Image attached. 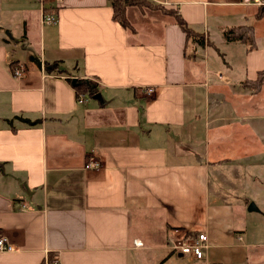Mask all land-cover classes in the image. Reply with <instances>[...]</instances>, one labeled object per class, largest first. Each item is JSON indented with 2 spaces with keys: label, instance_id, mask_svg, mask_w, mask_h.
I'll return each instance as SVG.
<instances>
[{
  "label": "crops",
  "instance_id": "crops-1",
  "mask_svg": "<svg viewBox=\"0 0 264 264\" xmlns=\"http://www.w3.org/2000/svg\"><path fill=\"white\" fill-rule=\"evenodd\" d=\"M20 1L0 0V233L15 247L0 264H264V222L249 216L264 212L249 211L248 194L264 187V109L237 107L257 97L242 82L264 69L261 7L149 0L197 40L135 7L127 31L109 0ZM50 13L57 24L43 25ZM243 25L254 50L224 38ZM81 79L101 100L79 103ZM93 153L103 166L87 169ZM200 233L204 260L169 248Z\"/></svg>",
  "mask_w": 264,
  "mask_h": 264
},
{
  "label": "trees",
  "instance_id": "trees-1",
  "mask_svg": "<svg viewBox=\"0 0 264 264\" xmlns=\"http://www.w3.org/2000/svg\"><path fill=\"white\" fill-rule=\"evenodd\" d=\"M114 11L113 19L118 22L127 31L134 32L133 26L127 18V11L129 8L137 7L139 10L144 11L145 9H150L151 11L160 12L165 16L173 17L182 31L186 34L187 38H197L200 34L195 33L187 22L178 14L176 9L165 8L160 4H153L149 0H109ZM264 16V8H260L257 15L258 19ZM224 38L227 42H236L248 47V49L254 50L256 48V37L255 29L253 26L243 25L238 27H233L224 31ZM199 38H197L198 40ZM50 73L65 74V70L59 69L58 63L47 64ZM15 76V75H14ZM92 80H77L73 86L76 91V96H87L89 98H94L99 94V85L97 82H91ZM264 86V69L257 73V77L253 80L246 79L242 82V87L248 90L250 93L258 94L261 92ZM26 123L30 125H36L35 122H29L25 120ZM53 259V258H52Z\"/></svg>",
  "mask_w": 264,
  "mask_h": 264
},
{
  "label": "built area",
  "instance_id": "built-area-1",
  "mask_svg": "<svg viewBox=\"0 0 264 264\" xmlns=\"http://www.w3.org/2000/svg\"><path fill=\"white\" fill-rule=\"evenodd\" d=\"M50 0H41V3L43 6L45 3L49 2ZM247 3H250L252 1V4L254 5H262L264 4V0H245ZM44 20L46 24H56L57 18L54 14H46L44 15ZM14 75L17 77L22 76L21 70H17L14 72ZM79 103H84L87 101V96H81L78 97ZM90 163L87 165V169H96L101 168L103 166L102 160L99 158V156L96 153H93L90 157ZM136 247H143L142 242L135 241L134 242ZM170 247L173 251L184 255L192 257L195 260H204L206 257V254L209 250L210 244H209V238L206 233H200L196 235L195 237H186L183 239H173L170 238ZM15 247L11 245L8 241V239L0 233V252H10L13 251ZM40 264H62L60 260L57 257H54L53 259L49 258L48 256H45L44 260Z\"/></svg>",
  "mask_w": 264,
  "mask_h": 264
},
{
  "label": "rangeland",
  "instance_id": "rangeland-1",
  "mask_svg": "<svg viewBox=\"0 0 264 264\" xmlns=\"http://www.w3.org/2000/svg\"><path fill=\"white\" fill-rule=\"evenodd\" d=\"M244 1V4L245 5H251L252 4V1L250 2V3H247L245 0H243ZM19 4H20V7H22V6H24V7H26V8H28L29 7V5L31 4V9L32 8H37L38 7V4L36 3V1L35 0H21L20 2H19ZM42 4V3H41ZM153 4H155V3H153ZM157 5V4H156ZM259 7H261V8H264V4H262V5H259ZM137 8V7H136ZM138 9V8H137ZM145 10H148L149 12L151 11L150 9H145ZM144 10V11H145ZM22 11V10H21ZM151 12H155V11H151ZM157 13H160V12H158L157 11ZM161 14V13H160ZM163 15V14H162ZM22 19H23V17H22V15L19 17V21H22ZM42 24L43 25H47V26H51L50 24H46L45 23V20H44V16L42 17ZM56 24H57V22H56ZM56 24H52V25H56ZM20 26L22 27V26H24V23L23 22H21V24H20ZM133 29H134V27H133ZM216 55V54H215ZM81 80H83V79H81ZM85 80V79H84ZM87 80H92L91 82H96V80H94V79H87ZM263 89H264V86H263V88H262V90H261V92L260 93H258V94H254V93H251L252 94V96H257V97H255V98H252V100H244V101H239L238 103H239V105H237V107H239V108H241L244 112H246V113H251V114H253V112H256V111H258V109H260V111H262L264 108V91H263ZM247 92H249L248 90H247ZM250 93V92H249ZM231 92L228 90V92H227V96H228V100H229V102H231V104L233 103V101H235V100H233L232 99V97H231ZM258 96H260L259 98H258ZM234 104V103H233ZM234 107H235V105H233ZM249 107H251V108H253L252 110H250V111H248V108ZM255 109H256V111H255ZM255 175V174H254ZM260 175H262V178H264V170H261V172H260ZM248 185H252V183H249ZM248 194L250 195V196H252L253 197V199L255 200V203L258 205V209H259V211H261V212H264V187H263V189L258 193V196H256V193L251 189V188H249V192H248ZM255 204V205H256ZM256 205V206H257ZM249 216H255L257 219H255V220H252V219H250V222L252 223V222H255V221H257V223H261V222H264V217H262L260 214H253V215H249ZM144 236V238L145 239H147V240H150L151 239V234L149 233V231H145L144 232V234H143ZM168 244L170 245V240H168ZM168 245V246H169ZM169 248H171L170 246H169ZM175 252V251H174ZM177 253V252H176ZM162 255L165 257L166 255H167V252H163L162 253ZM163 258V257H162ZM162 258H160V259H162Z\"/></svg>",
  "mask_w": 264,
  "mask_h": 264
},
{
  "label": "water",
  "instance_id": "water-1",
  "mask_svg": "<svg viewBox=\"0 0 264 264\" xmlns=\"http://www.w3.org/2000/svg\"><path fill=\"white\" fill-rule=\"evenodd\" d=\"M75 83V82H74ZM94 99L101 100V95L97 94ZM250 212L259 211L255 204H251L249 207Z\"/></svg>",
  "mask_w": 264,
  "mask_h": 264
}]
</instances>
